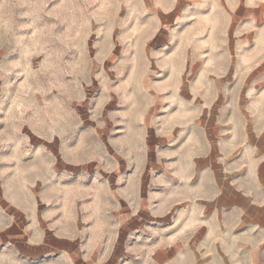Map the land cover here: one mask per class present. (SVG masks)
Segmentation results:
<instances>
[{"label": "rangeland", "instance_id": "rangeland-1", "mask_svg": "<svg viewBox=\"0 0 264 264\" xmlns=\"http://www.w3.org/2000/svg\"><path fill=\"white\" fill-rule=\"evenodd\" d=\"M173 1L0 0V264L191 259L151 153L184 64Z\"/></svg>", "mask_w": 264, "mask_h": 264}, {"label": "crops", "instance_id": "crops-1", "mask_svg": "<svg viewBox=\"0 0 264 264\" xmlns=\"http://www.w3.org/2000/svg\"><path fill=\"white\" fill-rule=\"evenodd\" d=\"M173 4L161 24L181 30L184 64L150 127L167 232L191 239L182 264H264V0Z\"/></svg>", "mask_w": 264, "mask_h": 264}]
</instances>
